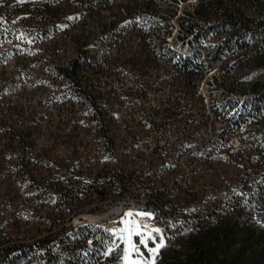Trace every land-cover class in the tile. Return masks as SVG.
I'll use <instances>...</instances> for the list:
<instances>
[{"label":"trees","instance_id":"16d2710c","mask_svg":"<svg viewBox=\"0 0 264 264\" xmlns=\"http://www.w3.org/2000/svg\"><path fill=\"white\" fill-rule=\"evenodd\" d=\"M177 1L0 0V264H96L108 238L72 218L125 196L163 229L155 264H264V0H196L176 49ZM205 77L252 107L216 130Z\"/></svg>","mask_w":264,"mask_h":264},{"label":"rangeland","instance_id":"374dc122","mask_svg":"<svg viewBox=\"0 0 264 264\" xmlns=\"http://www.w3.org/2000/svg\"><path fill=\"white\" fill-rule=\"evenodd\" d=\"M116 1L121 2L123 0H116ZM173 2L178 3L177 0H173ZM194 2H195V0H186V1H181V2L179 1V7H178L179 9L176 13V16L174 17V19L172 21L173 25H174L173 26V32L171 34V37L169 36L167 38L169 41V45L174 47V48H176L175 47L176 45L174 43L173 35L177 32L176 29L178 28V22L176 19L183 15L185 9H191ZM158 7L160 9L164 8V7L162 8L161 5H158ZM115 10H118V9L115 8ZM102 13L104 15H106L107 17L110 16L109 11H104ZM213 70H212L213 74H215L217 77H221L220 76V69L214 68ZM234 74L241 78L243 76L250 75V71L245 70V69L244 70H236L234 72ZM129 76L134 81H136L137 83H140L142 81V80L138 79V77H136V75H134V74L129 75ZM208 77H210V76H208ZM207 82H212V78H208V80H204L203 82L201 81L200 82L201 84L199 85L200 89H201V94L204 98L205 103L209 106L211 104H218V105H220V107L223 108L222 104L224 103V101L226 99V98H224L226 96V94L224 96H221L220 95L221 90L214 89L213 84L209 85ZM114 85L118 86L119 82L114 81ZM149 102L154 103V100L151 98ZM251 107H252V103H243V104L237 105L232 110H227L226 112H225V108H223V112L220 114V118H218L214 121L215 129L221 130L223 128V126L225 125V120H226L224 118H227V117L231 118L233 116H236L237 112H239V111L244 113L247 110H249ZM210 113H212V110H210ZM261 128L262 127L260 124L257 125V123H253V126H250V129H249V132L252 135V137L259 136V138H258V140H259L261 138L260 133L261 132L263 133V131H264V129H261ZM230 142L232 143V145L235 146L237 143L236 137L232 136L230 138ZM204 189L206 190L208 196H211V197H215V196L223 197V195L227 191L224 188L214 187L211 184H205ZM146 199L147 198L144 196L143 197L141 196L139 198H134L131 196H125V197L118 198L116 200L109 202L108 204L104 205L100 210H97L94 212L84 210L83 212H81L78 215H75L72 218V224H88V225L92 226V228H94L96 230H100L101 232H103V235L108 238L105 241L106 242L105 243V250H106V252H108L110 248L113 250L108 255H105V257H104L105 259H103L100 262V264H125V261H124L125 244L123 241L120 240L117 233H115L111 230H108L105 226L101 225L100 223L90 221L89 216H95L98 214L106 213L109 210H111L112 207L113 208H114V206L118 207L119 206L118 204H120V202H122V201L127 202L128 203L127 205L129 207L124 208L120 214H117V217L119 218V220H118L119 223L117 222V224L119 225L120 230L125 227L124 221L135 220L140 225H142L141 232L143 234L147 235L148 233H151V238L148 239V241H147V247H145L144 245H141L139 243V241H140L139 236H133L132 237V242H133V244H135L139 248V253L132 252L130 259L131 260L151 261L152 256L149 253L148 249L149 248H155L156 244H158L160 242L161 237H163V240H164V235H163L162 227L157 223L153 214L144 209V203H145ZM207 202L208 201L205 200L202 203L199 202L198 204L193 205L192 207H190L188 209L187 213L189 215L190 214L205 213ZM126 213H132V215L126 216L125 215ZM139 213H145L147 215L141 216V215H138ZM177 215H179V214H177ZM260 216H262V215H255L254 217L258 218ZM87 217H88V219H87ZM262 222H264V221H262ZM154 229H159L160 231L157 233V232L153 231Z\"/></svg>","mask_w":264,"mask_h":264},{"label":"snow or ice","instance_id":"6c2138e0","mask_svg":"<svg viewBox=\"0 0 264 264\" xmlns=\"http://www.w3.org/2000/svg\"><path fill=\"white\" fill-rule=\"evenodd\" d=\"M69 19H72L71 17H69ZM19 39H23V37H18ZM126 216H131L132 213H126ZM138 215L144 216L147 215L145 213H139ZM125 223V227L123 229H121L117 235L119 236L120 240L124 242L125 244V248H124V261L125 264H155V259L160 251V249H162L163 247H165L164 244V240L163 237L160 238V242L158 244H156L155 248H149L148 251L152 256L151 261H142V260H131V254L132 252H136L139 253V248L133 244L132 242V237L133 236H139L140 237V241L139 243L141 245H144L145 247H147V241L148 239L151 238V233H148L147 235L143 234L141 232V227L142 225H140L138 222H136L135 220H127L124 221ZM115 231V230H113ZM153 231L155 232H159V229H154ZM113 249H109L108 252L105 253V255H108Z\"/></svg>","mask_w":264,"mask_h":264},{"label":"bare ground","instance_id":"6f19581e","mask_svg":"<svg viewBox=\"0 0 264 264\" xmlns=\"http://www.w3.org/2000/svg\"><path fill=\"white\" fill-rule=\"evenodd\" d=\"M195 2H196V0H195ZM179 51H181V50H179ZM181 52L184 53V51H181ZM212 74H213V72L210 71V72H208L207 76H211ZM206 77L202 80V82L204 80H206ZM199 89H200V86H199ZM200 92H201V89H200ZM127 204H128L127 202L122 201V202H120V204H118L119 205L118 207L114 206V208L112 207L111 210H109L108 212L103 213V214H98L95 216H89V219L92 222L100 223L101 225L105 226L108 230H111V231L115 230L113 232L118 233L120 231V228H119V225L117 224V222L119 220V218L117 217V214H120L124 208L129 207ZM87 219H88V217H87ZM104 250L101 252L102 257H105L106 250L105 251Z\"/></svg>","mask_w":264,"mask_h":264},{"label":"built area","instance_id":"2783aa9c","mask_svg":"<svg viewBox=\"0 0 264 264\" xmlns=\"http://www.w3.org/2000/svg\"><path fill=\"white\" fill-rule=\"evenodd\" d=\"M236 145H237V143H236ZM235 145V146H236ZM87 243H88V245H90L91 244V239L89 238V239H87ZM103 259H105L104 257H102V254H100V261L99 262H97L96 264H100V262L103 260Z\"/></svg>","mask_w":264,"mask_h":264}]
</instances>
